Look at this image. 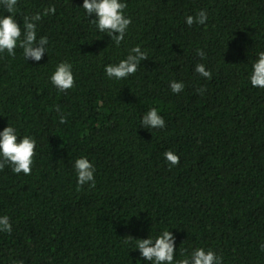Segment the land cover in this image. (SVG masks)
I'll list each match as a JSON object with an SVG mask.
<instances>
[{"label": "trees", "instance_id": "obj_1", "mask_svg": "<svg viewBox=\"0 0 264 264\" xmlns=\"http://www.w3.org/2000/svg\"><path fill=\"white\" fill-rule=\"evenodd\" d=\"M82 2L19 0L21 24L55 7L37 22L48 53L0 54V129L10 123L37 141L30 174L0 169V215L12 224L0 232V264H146L124 241L160 225L178 250L205 246L223 264H264V89L247 78L264 50V0H127L132 23L119 46L90 24ZM201 9L206 23L187 25ZM136 44L148 58L109 79L104 65ZM62 60L75 79L63 92L49 79ZM150 107L163 128L140 126ZM81 155L96 165L93 186L77 185Z\"/></svg>", "mask_w": 264, "mask_h": 264}, {"label": "clouds", "instance_id": "obj_2", "mask_svg": "<svg viewBox=\"0 0 264 264\" xmlns=\"http://www.w3.org/2000/svg\"><path fill=\"white\" fill-rule=\"evenodd\" d=\"M19 0H0V54L14 56L16 49H22L25 59L40 61L49 50V40L45 35L39 34L37 22L42 16L54 14L56 9L49 5L33 14L22 17L23 23L18 20ZM81 7L84 15L89 19L95 29L111 37L114 45L119 46L124 41L132 18L126 12L127 0H83ZM8 14H4V12ZM208 20V13L201 9L195 16L187 15L185 23L204 25ZM197 54L203 58L205 52L197 49ZM148 58L147 50L141 45L131 46L127 54L111 63L104 65L105 75L109 79L121 80L134 74L141 61ZM194 71L205 78L211 77V71L204 63H197ZM253 87L264 89V50L256 53L255 59L250 65L247 76ZM52 85L59 91H66L74 87V71L70 61L62 60L56 64L49 77ZM185 87L182 81H170L173 93H179ZM203 92V89H200ZM65 122V116L60 115V123ZM140 126L148 129L163 128L164 117L156 107H150L141 117ZM37 141L31 135H20L18 130L10 123L0 129V169L7 164L17 174H30L34 164ZM170 166L179 162V157L173 151L164 153ZM73 169L78 186L96 183V165L87 155H81L74 159ZM165 225H160L154 234L146 238H134L127 236L125 244L131 249H138L140 256L146 264H223V256L211 247H192L191 250H178L176 237ZM12 231V224L8 215H0V232ZM264 248V245H261ZM179 256V258H178Z\"/></svg>", "mask_w": 264, "mask_h": 264}]
</instances>
